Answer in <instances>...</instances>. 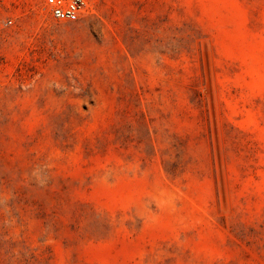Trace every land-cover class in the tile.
<instances>
[{
    "label": "rangeland",
    "instance_id": "374dc122",
    "mask_svg": "<svg viewBox=\"0 0 264 264\" xmlns=\"http://www.w3.org/2000/svg\"><path fill=\"white\" fill-rule=\"evenodd\" d=\"M0 264H264V0H0Z\"/></svg>",
    "mask_w": 264,
    "mask_h": 264
},
{
    "label": "built area",
    "instance_id": "2783aa9c",
    "mask_svg": "<svg viewBox=\"0 0 264 264\" xmlns=\"http://www.w3.org/2000/svg\"><path fill=\"white\" fill-rule=\"evenodd\" d=\"M44 3L55 21L67 24L77 22L88 7V0H44Z\"/></svg>",
    "mask_w": 264,
    "mask_h": 264
}]
</instances>
